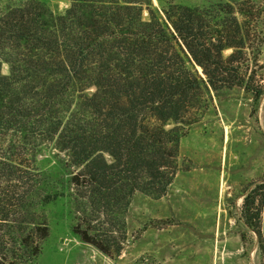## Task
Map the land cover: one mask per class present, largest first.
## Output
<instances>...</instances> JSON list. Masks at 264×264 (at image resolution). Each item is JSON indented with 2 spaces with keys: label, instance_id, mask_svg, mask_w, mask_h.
<instances>
[{
  "label": "trees",
  "instance_id": "obj_1",
  "mask_svg": "<svg viewBox=\"0 0 264 264\" xmlns=\"http://www.w3.org/2000/svg\"><path fill=\"white\" fill-rule=\"evenodd\" d=\"M141 12L122 0H71L63 12L30 0L0 10V69L9 71L0 72V264H34L48 236L34 207L64 196L38 193L42 145L55 143L75 169L73 234L112 258L123 250L135 194L167 195L180 141L204 117L210 92L240 88L255 107L264 96L248 55L251 25L232 5L173 6L165 12L173 31ZM246 14L253 18L254 7ZM263 205L264 181L250 184L240 217L264 256Z\"/></svg>",
  "mask_w": 264,
  "mask_h": 264
},
{
  "label": "rangeland",
  "instance_id": "obj_2",
  "mask_svg": "<svg viewBox=\"0 0 264 264\" xmlns=\"http://www.w3.org/2000/svg\"><path fill=\"white\" fill-rule=\"evenodd\" d=\"M26 1L30 0H0V10H4L8 5ZM35 1L57 12H63L71 2V0ZM122 1L138 3L142 10L143 21L148 20V11L152 10L170 30L172 28L166 20L165 12L173 6L213 10L219 5H232L239 20H246L251 25L253 41L252 51L248 54L249 60L253 64L256 63L257 77L264 86V0ZM250 5L255 11L251 19L246 14ZM229 53L230 51H225L224 55ZM197 70L201 74L198 67ZM0 72L2 75H8V66L2 64ZM93 91L89 89L87 94L91 95ZM210 94L212 101L204 117L189 129L181 141L185 140L194 129H199L198 132L206 130L208 136L203 137L202 142L196 136H188V140L194 142L196 147L201 145V149L195 151V155L191 157L181 156L180 141L178 173L190 174L202 170L219 175L217 207L205 210L212 212L210 214L217 212L228 217L230 219L228 226L243 238V241L241 240L243 248H240L237 254L220 260L217 264H264V256L260 251L256 235L244 225L240 217L245 191L250 184L264 181L262 115L264 96L255 107L251 95L240 88L211 91ZM106 160L111 162L109 157H106ZM34 168L39 173V194L64 195L44 207L41 205L34 207V211L43 217L48 227V236L39 242L40 252L34 264H210L204 250L201 256H198L190 253V250L187 254L181 255L180 250L176 249L173 240L176 241L175 237H178L181 230L185 233L189 230L197 234L191 225L182 224L173 216L161 220L153 218L157 210V202L154 201L165 199L167 195L156 200L136 193L127 211L126 240L121 254L112 258L103 255L91 245L81 242L73 234L75 204L70 196L72 193L70 179L75 169L66 154L60 151L55 143L44 144L35 156ZM175 179L176 177L173 182ZM164 228H170V234L167 238L156 240L157 230ZM209 228L211 229L212 225H209ZM261 232L264 244V205L261 211ZM188 246L189 243H184L182 249L187 250Z\"/></svg>",
  "mask_w": 264,
  "mask_h": 264
},
{
  "label": "crops",
  "instance_id": "obj_3",
  "mask_svg": "<svg viewBox=\"0 0 264 264\" xmlns=\"http://www.w3.org/2000/svg\"><path fill=\"white\" fill-rule=\"evenodd\" d=\"M198 130L194 129L188 136H196L202 142L203 137L208 136V132L206 130L198 132ZM188 136L180 144V153L183 157H191L195 155V151L201 149V145L196 147L194 142L188 140ZM218 179V173L202 170L190 174L178 173L165 199L154 201L157 202V210L153 218L161 220L173 216L182 224H189L196 230L197 234L189 230V233L181 230L178 237H175L176 241L173 240L181 255L187 254L190 250V253L201 256L204 250L210 264H217L220 260L232 257L243 248L239 234L228 226L230 219L220 213L210 214L212 212L205 210L217 207ZM209 225H212L211 229ZM170 232V228L157 230L156 240L167 238ZM184 243H189L187 250L182 249Z\"/></svg>",
  "mask_w": 264,
  "mask_h": 264
},
{
  "label": "water",
  "instance_id": "obj_4",
  "mask_svg": "<svg viewBox=\"0 0 264 264\" xmlns=\"http://www.w3.org/2000/svg\"><path fill=\"white\" fill-rule=\"evenodd\" d=\"M197 68V67H196ZM198 69H200L199 67H198ZM200 72H201V69H200Z\"/></svg>",
  "mask_w": 264,
  "mask_h": 264
}]
</instances>
